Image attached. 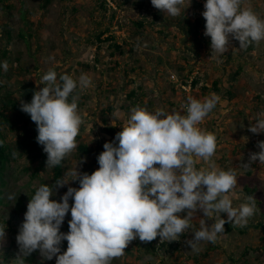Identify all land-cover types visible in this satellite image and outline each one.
<instances>
[{
    "label": "rangeland",
    "instance_id": "obj_1",
    "mask_svg": "<svg viewBox=\"0 0 264 264\" xmlns=\"http://www.w3.org/2000/svg\"><path fill=\"white\" fill-rule=\"evenodd\" d=\"M204 3L192 0L185 17L182 13L172 18L155 9L150 0H0V62L9 65L7 72L0 68V132L11 147L0 180V224H6L7 233L0 245V264H19L15 238L34 185H54L62 177L70 180L65 173L80 158L86 162L78 164V170L91 174L99 167L97 156L104 143L114 141L132 107L183 114L189 96L202 99L212 93L220 96V102L199 127L217 137L213 161L221 169H237L238 185L230 194L234 206L252 195L256 214L243 228L226 223L217 242H201L198 252L186 244L190 229L177 241L161 245L159 237L149 243L133 240L112 264H264V165L257 161L251 169L240 168L250 153L259 151L257 141H264V133L248 131L250 124L264 118V40L246 50L232 41L235 48L220 58L221 63L210 59ZM258 3L264 6V0H249L253 11L264 18ZM197 19L202 22L198 28ZM49 69L73 78L86 73L92 80V86L79 93L78 112L84 124L76 138L77 148L63 161L59 177L55 168L46 169L43 148V156L31 159L19 144L26 126L37 134L35 123L20 110V100L31 102ZM194 77L198 81L191 84ZM117 109L120 117L114 118ZM80 144L88 151L83 152ZM68 186L78 188L79 183L70 182L50 198L59 201ZM9 194L17 199L9 200ZM197 217L196 228L202 213ZM221 218L227 219V214ZM70 219L69 213L61 232H68ZM61 248L66 251L67 241ZM24 264L56 261H42L37 251Z\"/></svg>",
    "mask_w": 264,
    "mask_h": 264
},
{
    "label": "clouds",
    "instance_id": "obj_2",
    "mask_svg": "<svg viewBox=\"0 0 264 264\" xmlns=\"http://www.w3.org/2000/svg\"><path fill=\"white\" fill-rule=\"evenodd\" d=\"M150 2L164 16L176 18L182 13L185 17L192 0ZM203 7L204 35L210 38V59L217 63L235 48L232 41L246 50L264 40V18L247 0H205ZM0 68L7 72L8 62H0ZM37 86L31 102L20 100V110L35 123L36 142L47 155L46 169H52L62 166L77 148L84 124L78 112L79 93L91 87L92 80L86 73L73 78L49 69ZM220 99L215 93L202 99L189 96L183 114L134 106L114 141L104 143L97 156L99 167L91 174L78 170V164L86 162L80 158L65 173L70 180L62 177L54 185H34L15 238L19 264L37 251L42 261L55 258L56 264H112L133 240L177 241L190 229L186 244L198 252L201 242H217L226 223L246 227L257 212L256 198L249 195L234 206L230 194L238 185L237 169L224 170L213 161L217 137L199 127ZM112 116L119 118V109ZM248 131L264 133V118L250 124ZM256 147L259 151L250 153L240 168L251 169L257 161L264 165V141H257ZM73 181H78V188L68 186L59 201L50 198ZM7 198L17 199L15 194ZM69 213V230L64 233L60 229ZM197 213H202L198 228L193 224ZM6 236V224H0V245Z\"/></svg>",
    "mask_w": 264,
    "mask_h": 264
},
{
    "label": "trees",
    "instance_id": "obj_3",
    "mask_svg": "<svg viewBox=\"0 0 264 264\" xmlns=\"http://www.w3.org/2000/svg\"><path fill=\"white\" fill-rule=\"evenodd\" d=\"M197 20L198 21H197L196 27L198 28L202 24V22L200 21V19H197ZM197 81H198V77L196 78L194 77L191 81V84H196ZM185 82L187 83L186 80ZM0 88H1V85H0ZM25 124H27V120L25 121ZM110 130L112 131L113 128H111ZM36 136L37 134L26 126L25 135L19 140V144L20 146L23 147L24 153L30 155L31 159H36L40 156H43L42 146L36 142ZM79 148L83 152L88 151V147L86 145L80 144ZM10 155H11V147L8 143H6L5 137L0 132V180H2L3 178V170H4L3 162L4 160L7 161ZM55 171H56L57 177H59L61 175L62 166L55 167ZM0 200H1V197H0Z\"/></svg>",
    "mask_w": 264,
    "mask_h": 264
},
{
    "label": "crops",
    "instance_id": "obj_4",
    "mask_svg": "<svg viewBox=\"0 0 264 264\" xmlns=\"http://www.w3.org/2000/svg\"><path fill=\"white\" fill-rule=\"evenodd\" d=\"M247 3L249 4V0H247ZM256 7V5L255 6H253V8H255ZM257 7L259 8V9H261L263 12H264V6L263 5H261L260 3H258L257 4ZM262 7V8H261ZM259 14V13H258Z\"/></svg>",
    "mask_w": 264,
    "mask_h": 264
},
{
    "label": "built area",
    "instance_id": "obj_5",
    "mask_svg": "<svg viewBox=\"0 0 264 264\" xmlns=\"http://www.w3.org/2000/svg\"><path fill=\"white\" fill-rule=\"evenodd\" d=\"M191 81H192V79H191ZM191 81H190V83H191ZM189 83V88L191 87V84ZM184 88H187L186 87V85H182ZM164 242H166V241H164ZM164 242H160V239H159V241H158V245H161V244H163Z\"/></svg>",
    "mask_w": 264,
    "mask_h": 264
}]
</instances>
